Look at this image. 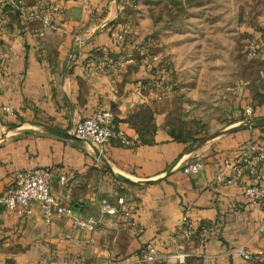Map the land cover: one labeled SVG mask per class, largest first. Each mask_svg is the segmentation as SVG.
Returning <instances> with one entry per match:
<instances>
[{"label":"crops","instance_id":"1","mask_svg":"<svg viewBox=\"0 0 264 264\" xmlns=\"http://www.w3.org/2000/svg\"><path fill=\"white\" fill-rule=\"evenodd\" d=\"M10 1L0 0L6 50L0 67V192L18 169L45 164L55 171L53 193L83 213H98L102 196L116 202L125 193L126 200L92 232L59 212L47 220L36 203L26 216L0 205V264H105L109 256L133 257L147 240L163 251L187 248L191 256L184 264H264V200L251 201L244 193L246 175L232 181L216 176L228 172L225 159L236 157L241 145L252 140L264 147V87L252 104L240 98L241 109L252 106L247 118L230 120L204 141L174 138L160 127L151 140L130 145L62 135L58 131L72 132L76 120L108 106L135 138L125 116L147 99L140 87L147 73L144 64L130 69L137 57L119 53L125 45L116 28L141 24L122 22L127 0H89V6L45 0L62 7L49 18L47 4L29 0L37 4L28 17ZM195 157L204 167L183 171L181 165ZM184 214L197 226L191 236L176 229ZM235 245L251 256L231 250Z\"/></svg>","mask_w":264,"mask_h":264},{"label":"rangeland","instance_id":"2","mask_svg":"<svg viewBox=\"0 0 264 264\" xmlns=\"http://www.w3.org/2000/svg\"><path fill=\"white\" fill-rule=\"evenodd\" d=\"M127 1L122 22L141 26L116 28L125 45L119 53H134L137 63L130 69L144 64L147 73L140 85L147 99L125 116L135 129L131 144L151 140L157 127L174 138L204 141L230 120L247 118L240 98L252 104L264 87V0ZM10 2L24 15H35L24 7L35 8L36 2ZM45 6L49 18L53 13ZM178 250L188 252L181 262L172 255ZM167 252L169 260L144 264H184L191 256L187 248Z\"/></svg>","mask_w":264,"mask_h":264},{"label":"built area","instance_id":"3","mask_svg":"<svg viewBox=\"0 0 264 264\" xmlns=\"http://www.w3.org/2000/svg\"><path fill=\"white\" fill-rule=\"evenodd\" d=\"M82 4L90 5L89 0H80ZM46 13H60L62 7L59 3L49 1ZM27 14L33 15L35 8L31 5L24 7ZM115 35H118L117 33ZM6 54L0 40V67L2 58ZM156 58V55H153ZM114 62H119L113 61ZM3 109L14 113V108L10 104L3 105ZM247 114L252 112V106L246 105L244 108ZM72 133L84 138L94 144L104 145L107 143H117L129 145L133 137L129 135L126 128L121 125L115 117L111 107L105 106L96 109L93 113L85 115L74 122L71 129ZM205 162L200 157H195L185 161L181 168L185 172H197L202 169ZM225 167L228 172L225 175L217 174V178L232 181L241 175H246L249 181L244 187V193L251 201L264 200V147L257 141H248L238 148V155L233 158L225 159ZM55 171L50 165L35 164L18 169L14 179L5 184L0 192V205L13 209L21 215H29L36 203L46 219L49 220L53 213L59 212L63 216L71 218L77 228L88 232L95 230L100 224L105 213L114 214L123 208L126 196L125 193H118L116 202L108 197L99 198V211L81 212L71 202H67L51 190V180ZM61 180L65 179V174L59 175ZM177 231L187 236L192 235L197 226L188 215H182L176 223ZM231 250L240 251L246 258L251 256L244 246L235 245ZM188 254L187 251H175L174 261L181 262ZM264 255V251H262ZM171 255L167 251L160 250L152 240L144 242L139 251L134 256H109L105 264H144L153 261L169 260Z\"/></svg>","mask_w":264,"mask_h":264},{"label":"water","instance_id":"4","mask_svg":"<svg viewBox=\"0 0 264 264\" xmlns=\"http://www.w3.org/2000/svg\"><path fill=\"white\" fill-rule=\"evenodd\" d=\"M263 119H264V116L259 118V120H263ZM58 132L61 133L62 135H65V136L78 137L76 134L69 132V131L60 130Z\"/></svg>","mask_w":264,"mask_h":264},{"label":"trees","instance_id":"5","mask_svg":"<svg viewBox=\"0 0 264 264\" xmlns=\"http://www.w3.org/2000/svg\"><path fill=\"white\" fill-rule=\"evenodd\" d=\"M192 142V141H191Z\"/></svg>","mask_w":264,"mask_h":264}]
</instances>
